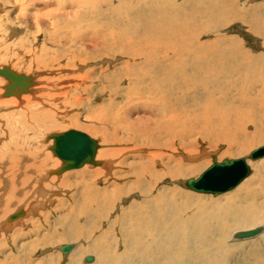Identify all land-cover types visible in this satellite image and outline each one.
<instances>
[{
    "label": "bare ground",
    "instance_id": "1",
    "mask_svg": "<svg viewBox=\"0 0 264 264\" xmlns=\"http://www.w3.org/2000/svg\"><path fill=\"white\" fill-rule=\"evenodd\" d=\"M223 1L214 0L199 8L197 4L191 10L196 16H205L208 12H201L216 11L214 6L224 5ZM229 1L214 18L207 17V25L190 29L189 23L167 15L159 5L157 8L154 0L137 3L129 0H0V6L7 9L8 23L19 30L13 41L18 45L15 47L18 52L13 56L21 52L22 56L14 57V63L25 59L24 56L31 64L36 62L44 68L51 69L49 62L59 63L50 73L39 67L34 74L4 64L17 73L31 76L33 83L28 91L19 95V102L12 96L0 98V108L17 107L8 110L7 119L0 127V131L9 130L0 133V157H4L0 163V264H55L60 255L49 252L44 258H35V254L49 245L48 249H53L52 244L61 238L78 240L73 251L72 247L70 254L62 257L67 259L65 264H80V260L84 264L83 259L85 264H238L237 251L248 252L245 255L249 257L258 254L255 264H264V247L254 250L256 244L264 246V174L256 170L250 176V172L234 192L223 194L229 196L223 197L227 203L213 221L196 218L194 211L186 213L190 198L200 200L206 195L179 185L180 176L189 174L187 169L198 174L207 166L210 156L212 159L217 156V152L205 147L201 154L196 151L192 155L184 154V147L196 144L189 125L195 122L183 113L186 107L180 108L174 92H182L184 82L197 88L188 72L190 65L193 64L196 72H204L206 66L202 63L211 68L216 63L219 68L225 63L223 67L229 70L228 77L231 75L236 87L254 88L255 80L262 85L259 98L247 105L241 100L236 108L229 107L231 111L224 116L218 133L204 134L209 147L214 145L211 137H217L219 143L232 148L239 135L249 134L250 128L264 126V71L258 64L262 57L244 48L241 41L229 40L223 34L215 35L234 20L244 21L250 31L264 35V6L252 9L243 6L246 10L241 11L237 7L238 0ZM152 4L154 8H150ZM27 27L30 31L25 30ZM210 32L214 34L210 40L191 39ZM62 56L67 58L66 68L59 61ZM200 58H204V62ZM115 59H123L121 65H104ZM91 62L94 63L88 68ZM54 72L63 74L61 78L45 76ZM99 77L102 80H97ZM228 77L226 79L231 80ZM5 79V91L0 97H4L9 84L8 78ZM94 79L107 82L111 98L108 108L102 103L92 106L85 120L102 133L107 146L99 150L100 143L95 138L98 144L95 163L88 164L102 167L86 166L77 171L82 186L70 195L76 198L69 203L59 198L63 180L59 184L57 176H51L57 168L49 170L63 163L52 149L51 135L58 132L50 128L66 120L79 122L78 116L67 117L66 103L82 107L79 94L92 88ZM121 79L126 81L125 87H120ZM23 99L26 102L21 107L25 111H19ZM154 105L157 107H152ZM140 112L150 116L157 112L165 115L175 112L172 117L182 128L156 119L138 126ZM178 112H182L181 115ZM98 119L103 125L95 123ZM8 135L13 137L7 140ZM109 142L122 147L107 149ZM252 143L245 140L237 145L246 151ZM154 147L158 150L148 152ZM165 148L167 151L161 150ZM98 151L106 160H97ZM250 153L244 158L252 170L255 163L251 160L256 159L251 158ZM223 157L218 161L222 162ZM255 165L258 170L264 168V160ZM189 179L183 182L187 185ZM183 195L189 196L188 199L182 201ZM233 195H239V199L234 201ZM124 200H130L129 204L119 206ZM22 205H26L25 217L9 221L11 213L19 211ZM48 205L51 210H39ZM53 212L61 213L53 218ZM256 224L259 225L251 227ZM45 225L47 228H43ZM250 230L258 233L255 242H227L232 237L243 240L257 234L243 236ZM33 232L35 237H32ZM62 246L59 249L62 250Z\"/></svg>",
    "mask_w": 264,
    "mask_h": 264
},
{
    "label": "rangeland",
    "instance_id": "2",
    "mask_svg": "<svg viewBox=\"0 0 264 264\" xmlns=\"http://www.w3.org/2000/svg\"><path fill=\"white\" fill-rule=\"evenodd\" d=\"M129 1H133V2L137 3L139 0H129ZM211 1H214V0H192L191 1L192 3H190L189 0H154V3L156 4L157 8H158L157 5H159V8L162 11H165V13L167 15L172 16V17L177 16L182 21H184L186 23H189V25H191L190 29H196V28H198V26L207 25V23L205 22V21L208 20L207 17L208 16H212L214 18L216 16L217 12H219V11L221 12V9L226 4H228V2H230L229 0H224L223 1L224 5L222 3H220L219 7L217 5L214 6L215 8L217 7L216 11H214V10L213 11H208L207 10L205 12H201L202 14H206V12H208L205 16H201V17L196 16L195 13L191 10L192 7L196 6L197 4H198L197 8H199L203 4H207L208 2H211ZM155 4H152L150 6V8H154L153 6ZM243 6H248L249 9H252V7H259V6L263 7L264 6V0H238V6L237 7L241 11H245L246 10V9L245 10L243 9ZM7 8H8V5H7ZM157 8H155L154 11L155 10L157 11ZM149 12L153 15V13H152L153 11H151L149 9ZM6 13H7V9H5V8L0 6V44H1L0 45V49H1L0 50V65L9 64L12 68L16 66L14 69L15 70L17 69V71L19 70L20 72L22 71L24 73L28 72L27 74H34L35 73L34 71H39V67L44 68L43 67L44 65L42 64L43 66H39V64H37L36 62H35V65L31 64L30 63V59L27 56L23 57V58L28 60L27 62H26L25 59L21 58V60L23 62L20 60L21 62L19 61L18 63H14V60H13L14 57L22 56V52L19 53L21 55L13 56V53H16V51H17L15 49L17 44L15 42H13V41L15 39H17V37L19 35V33H18L19 30L15 29L14 26H12L11 24L8 23V21L6 19ZM148 13H147L146 16H148L150 14V13L149 14ZM177 17H175V18H177ZM197 17H198V19H197ZM189 21H192V22L190 23ZM225 26L222 29H220L218 32H215V35L217 36V35L223 34V35H227L225 38H227L229 40L241 41V43L243 44L244 48L248 49L253 54H255V55L258 54V55H260L262 57V59L259 61L258 64H260L262 66V69L264 71V35L261 34L259 36V34H257L253 30L250 31L249 30V26L247 25V23L246 22L244 23V21H241V20L231 21L230 24L225 25ZM28 29L29 28L27 27V29H25V30L26 31H30ZM15 30H17V31H15ZM10 37H11V39H10ZM212 38H214V34H213V32H210V33H204L202 36H198L197 38L193 37L191 39L195 40V41H207V40H210ZM40 40H38V41H40ZM257 42L259 43L258 44L259 47L257 45ZM10 43H12V44H10ZM34 46H37V45H34ZM50 48H52V47H50ZM17 49H18V47H17ZM60 59L61 60H59V61L64 66L63 68H66L67 58L63 59V56H62ZM122 60L123 59H115V60H113V62L107 61V63L104 62V65L110 64V63H111V65H114V63H116L114 65V67L115 66H119V65H121L120 62ZM200 61L204 62V58L203 59L200 58ZM55 62L56 61L49 62L50 66L52 64L51 69L48 68L47 66L44 69H47L49 73L52 72V71H49V70H55L56 67H59V63H57V62L55 63ZM92 63H94V62L89 63L87 67L91 68ZM99 64L102 65L101 62ZM202 64L206 66V70L204 72H196V68L192 67L193 64L190 65L191 68L188 70V72H190L192 74V77H193V79L195 81V84H196L197 88H194V87H192L191 84H188L187 82H184L183 83L184 90L182 92H174V94L176 96V99L181 103L180 108H182V107L184 108V106L186 107V110L183 113L188 115V117L190 116L189 119L191 121L195 122V124H196V125L192 124V123L189 124V125H191V127H190L191 128V131H190L191 132V138L196 140V144H193V146L188 145V146L184 147V154L192 155V154H195V151L197 153L201 154V150L205 147L206 149H210L212 152H215V153L217 152L216 153L217 160H222L221 158L223 157V155L225 156V157H223L224 159H231V158H238V157H247L249 155V153L251 152V150H253L254 148L259 147V145L264 144V126H261L260 128L254 129V130H252L253 128H250L249 134L246 133V134H241V136L239 135L240 138L237 139L238 143L235 142L236 143L235 144L233 142L232 148L230 147L229 149H228L227 145H224L223 143H219L217 137H211V139H213L212 142H214V145H212L211 147H209V141L204 140L203 138H205L204 134L210 135L211 132L218 133L220 131V128L223 125L224 116H226V114H229V112L231 111L229 107L236 108L240 104L241 100L244 101L245 105H247L249 102H252L255 99L259 98L260 91L262 89L261 82H257L255 80L254 88H252V87L248 88V89L247 88H239V87L235 86L234 81L232 80L233 78L231 77V75H230V77H228L229 70H227L226 67H223V65H226L225 63L222 64L220 66V68L217 67L218 66L217 63L215 64V66L217 68L215 66H214V68H211L212 66H210V65L208 66V65H206L204 63H202ZM13 65H15V66H13ZM93 67L96 68V65H94ZM35 69H37V70H35ZM217 69H219V70H217ZM224 69H226V70H224ZM193 71H195L196 73L193 72ZM214 72H216V73H214ZM194 73H195V75H197V74H199V75L195 76ZM219 73L222 76H220ZM62 74L58 75L57 72H54V73H51V74H47L45 76H48V77L51 76L50 78L60 76V78H61ZM224 75H226V76H224ZM0 77H1L0 78V96H1V94L5 91L4 90L5 88L3 87L4 86L3 84L6 83V79L2 75H0ZM226 77L230 78L231 80L226 79ZM1 79H3V81ZM97 80H102V79L99 77ZM97 80L96 79L93 80L94 84H93L92 88H89L85 92H82V93L79 94V97L82 100V104H83L82 107L81 106L80 107H76V105L72 104L71 102L66 103L67 108H68L67 111H66V113L68 112L67 113V117H69V116H76L77 117L78 116L76 120H78L79 122L75 123V122L66 120V122H63L61 124H58L57 126L51 127L50 129L53 132H62V131L70 130V129H77V130H81V131L87 132L92 137L96 138L99 141V143H100L99 150H100L101 148L103 149V148H105L107 146V144L105 143L104 137H103L101 132H98L95 128L92 127V124H90L89 122H87L85 120V116L88 114V112L91 109V107L94 106L95 104H101L102 103L104 105V107H107V108L109 107V101H110L111 95H110V92H109V89H108L109 87L107 86V82H98ZM241 81L242 80L240 79L239 82H241ZM202 84H204V85H202ZM209 84H210V86H208ZM119 85H120V87H125L127 85V83H126V81L124 82L121 79L119 81ZM186 87H187V91L185 93ZM25 94H28V93H25ZM32 94L33 93H29V95H32ZM10 96H12V97H14L16 99L20 98L17 95H10ZM6 97H8V96H4V97H0V98H6ZM117 99H119V96H117ZM17 101L19 102L18 99H17ZM23 102L24 103H22V105H20V107H18L19 111H25L24 108L21 107V106H23L25 104V102H26L25 99H23ZM11 106H9V108H8V106L1 107L2 109L0 108V110L2 111V112L0 111V121H1L0 122V127H1V125H3V122L7 119V116L5 114L8 113V110L13 109V108H17L14 105H11ZM18 106H19V103H18ZM152 107L156 108L157 105H154ZM174 113L175 112L167 113V115H165L164 112H157L154 116H150L147 113L140 112L139 116H138L139 117L138 126L146 124V123H148L150 121H154V119H156L157 121L165 120L168 125H175V126H179V127L182 128V124H178V120L175 121L173 119L172 115ZM178 113L181 115L182 112L181 113L178 112ZM15 117L18 118V113L15 115ZM100 120L101 119H98V121H96V122L93 121V122H95L98 125L99 124L103 125V121H100ZM198 128H199L200 132L198 131ZM7 130H8V128L6 130L0 131V133H5ZM251 133H253V134H251ZM13 136H14V134H13ZM13 136H9L8 135L7 140L9 138L13 137ZM256 136H259L260 138H258L257 140H253V139H255ZM262 137H263V140L261 139ZM241 139H242V141H241ZM243 139H244V141L245 140H251L253 142L252 145L246 151H242V150H244V148L241 147V146H238L242 142H244ZM112 144L109 142L107 149L110 148V147L111 148H113V147H117V148L122 147L120 145L118 146V144L115 143V142H113ZM234 144H235L236 147L234 146ZM131 145H133V144H131ZM233 148H235V149H233ZM231 149H233V150H231ZM47 150L53 152L50 148H47ZM150 150L151 151L152 150L156 151L158 149L156 147H154V148L149 149L148 152H150ZM161 150H164V151L166 150L167 151L166 148L165 149H161ZM226 152L229 155L226 154ZM236 152H237V154H236ZM221 154H222V156H220ZM53 156H54L53 158H55L56 155L53 154ZM96 157H97V160L98 159L106 160V158H103V157H101L99 155V151H98ZM1 158H3V160H4V157H0V163H2ZM175 160L178 161L179 159L176 158ZM212 160L213 159L210 156V161L207 163V166H205L198 174L193 173L191 170H190L191 172H189V169H187L186 171H188L189 174H187L185 176H180L181 179H180L179 185L182 188H185L187 190L193 191L196 194L206 195V196L203 197V199H200V200L199 199H195V198H190L188 200V202H187V207H186V213H192L194 211L196 218H199L202 221H213L218 216H220L221 211H222V207L224 206V203H227V200L225 198H223V197H229V196H222V195L223 194L226 195V194H230V193L234 192L237 189V187L240 185L239 184L235 188H233L231 190H228V191H225V192H222V193H206V192L195 191V190L191 189L188 185H186L185 182H183V181H185V180H187L189 178H197L207 167H209L212 164V162H213ZM248 160H250V159H248ZM263 160H264V156L259 158L258 160L256 159V160H251V161L254 162L255 164H261ZM255 164L252 165L253 169L251 170L250 176L255 174L256 170L260 171L261 174H264V168H260V170H258V169H256V165ZM60 165H61V163H60ZM185 165L188 166V164H185ZM59 166H53L49 170L58 168ZM86 166H88L90 168L91 167H93V168L94 167H102V165L98 166V165H93V164H88L87 163L86 165H83V166L78 167V168L65 170L62 173H52L51 174V176L53 174L57 176L59 184L63 180L61 185H60L61 189H60L59 198L62 197L64 200H66L69 203L75 200L76 197L73 196L72 198H70L71 197L70 195H72L73 192H75L77 188H80L82 186V183L79 180L80 177L77 176V171L78 170L80 171L82 168L84 169ZM157 166H158V168H160L159 170H161V166L160 165H157ZM75 171H76V174H75ZM68 172L70 174H67ZM66 174L68 175V178L66 177L67 176ZM47 175H48V172H47ZM63 175H64V178H62ZM48 176L50 177V174ZM70 176H71V178H70ZM74 176L77 179H75ZM250 176H248L246 179H248ZM68 180H70V181H68ZM74 180H76V181L74 182ZM65 184H66V186H65ZM73 184H75V185L73 186ZM171 185H173V184H171ZM64 187H65V189H64ZM70 188H72V189H70ZM79 190H78V192H79ZM78 192H76V194H78ZM76 194H75V196H76ZM188 197H185V195H183L182 196V201L187 200ZM210 197L214 198V199H210ZM217 197H219V198H217ZM232 197L234 198V201H237L239 199V195H233ZM132 198L133 197H131L130 200ZM41 199H42V197H41ZM215 199H217V200H215ZM130 200H124L125 202L123 201L122 203L120 202L119 206L128 205ZM48 204H49V202H48ZM24 206L26 207V205H22L21 208L23 207V209H25ZM46 206H42L41 207L42 209L39 208V210H41V211H49V210H51L49 205H48V207H46ZM52 207H53V204H52ZM59 207H62V205L59 206ZM17 211L18 210H15L11 214H14ZM60 213H56L55 214L53 212L51 214V216L53 217L54 215H56V217H57L58 215H60ZM37 216L38 215H36L35 217H37ZM112 216H114V215H112ZM22 217H25V215L20 216L19 218H22ZM184 217L187 218L185 216V213H184ZM9 221L12 222V221H14V219L9 220ZM229 223L232 224V222H229ZM258 225L256 224V225H253L251 227H255V226H258ZM246 226L247 225H245V227ZM56 227L58 228L59 225L56 224ZM43 228H47V225H45ZM40 229H41V233H43L42 227H40ZM34 235H36V234L34 233L32 237H35ZM257 237H259L258 233L255 236H252V238L251 237H246L244 239L243 238H239V239H243L244 241L243 240H236V239H233V237H232V238H230L231 240H229V241L227 240V242H229V244H232L233 242H236V243L253 242L254 240L258 239ZM59 240L60 239H58V241H55V243L52 244V248L53 249H51V250L48 249V247L50 245L47 248L45 247V248L40 249L35 254L36 256L34 255L35 258H39V257L40 258H44L45 256L50 255V253L51 254L53 253L55 256L57 255L58 257L60 255V259H57L55 264H65L67 262V259L65 260L62 257L64 255L66 256V255L70 254V252L64 254L62 252L61 248L59 249V246L60 245H65V244H73V246L75 247V245L78 244V240H75V239L63 240L62 238H61L60 241ZM83 240H85V238ZM74 247L72 248L71 251H73ZM263 247H264L263 244L259 243V244L254 245V250L259 251V250L263 249ZM46 249H48V250H46ZM246 253H248V252H244L243 253L242 251H237V253L235 254V259L238 260V264L239 263L240 264H255L256 261H257L256 257L258 256V254L254 255L253 257H249V256L245 255ZM92 255H93V253H92ZM237 256L240 259L237 258ZM82 261L85 264L86 261H84V259ZM63 262H65V263H63ZM80 264H82L81 260H80Z\"/></svg>",
    "mask_w": 264,
    "mask_h": 264
},
{
    "label": "water",
    "instance_id": "3",
    "mask_svg": "<svg viewBox=\"0 0 264 264\" xmlns=\"http://www.w3.org/2000/svg\"><path fill=\"white\" fill-rule=\"evenodd\" d=\"M0 75L8 78L7 90L4 96L15 94L17 96L29 90L33 83L31 76L23 73H17L8 65L0 67ZM17 88V89H16ZM54 139L53 151L62 160V165L53 171V173H62L65 170L78 168L86 163H95V154L97 149V140L89 133L70 129L51 135ZM264 156V144L251 151L250 157L257 159ZM251 166L244 157L224 159L222 162L213 157V163L207 167L198 178H190L187 185L200 192L222 193L237 186L249 173ZM26 210L21 208L10 216V219H16L25 215ZM259 230V229H258ZM255 230L247 231L243 236L253 235ZM73 244H65L62 251L68 253ZM91 257L89 258V260Z\"/></svg>",
    "mask_w": 264,
    "mask_h": 264
}]
</instances>
